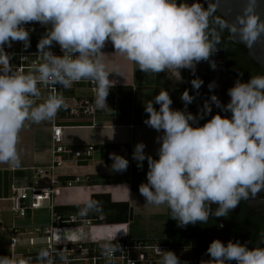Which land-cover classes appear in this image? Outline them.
I'll use <instances>...</instances> for the list:
<instances>
[{
    "label": "clouds",
    "instance_id": "clouds-1",
    "mask_svg": "<svg viewBox=\"0 0 264 264\" xmlns=\"http://www.w3.org/2000/svg\"><path fill=\"white\" fill-rule=\"evenodd\" d=\"M205 3L207 7L199 0L192 4L177 0H0V163L18 167L17 145L26 122L52 120L66 106L56 85L68 90L73 83L90 81L95 85V108L109 109L107 97L116 83L109 77H123L118 65L106 69L102 50L109 42L114 52L141 72H174L180 80V70L189 69L195 75L202 61L216 69L211 57L219 50L224 31L249 48L264 40L262 0H243L232 20L217 15L220 0ZM33 22L47 27L34 54L40 62L27 72L14 71L5 46L22 42L27 50L30 30L24 25ZM54 44L62 55L53 53ZM203 83L199 78L191 80L197 95ZM38 85L49 86L50 91L37 104ZM208 87L212 90L215 82ZM227 94L226 105L211 95L210 102L203 104V114L211 113L215 105L231 117L217 113L202 126H193L198 125L197 116L187 107L195 96L187 89L180 96L183 110L171 107L173 100L165 89L144 105V124L162 135L156 137L158 159L146 154L143 142L134 146L132 159L138 169L145 160L148 165L147 182L139 185V193L147 205H166L178 227L207 223L210 215L226 217L242 200L264 191V75H252L247 82L237 79ZM109 159L113 172L129 167L121 155L109 153ZM213 204L218 205L214 211ZM101 210L98 201L89 199L80 214ZM101 247L108 258L118 250L107 242ZM158 249L160 264H188L173 251ZM206 254L210 259L201 264H264V247L249 248L239 241L225 244L214 239ZM58 258L65 260L62 255ZM56 260V255L42 248L34 264H56ZM0 264H33V258L0 256Z\"/></svg>",
    "mask_w": 264,
    "mask_h": 264
},
{
    "label": "built area",
    "instance_id": "built-area-1",
    "mask_svg": "<svg viewBox=\"0 0 264 264\" xmlns=\"http://www.w3.org/2000/svg\"><path fill=\"white\" fill-rule=\"evenodd\" d=\"M24 27L30 30L31 46L27 50H24L22 42H13L11 48L5 46V51L12 56L11 64L14 71L27 72L33 63L40 62L34 54L37 52V43L47 31V27L36 22L24 25ZM51 50L56 55L63 54L59 45L54 44ZM73 86H84L91 94L95 93L94 83L87 80L73 83L71 87ZM56 87L63 94L66 91L59 85ZM38 88L46 94L45 99L50 91L49 86L38 85ZM35 99L38 100V98ZM70 101L65 97L66 106L60 110L74 115L79 113L93 114L89 101L74 98ZM62 130V126L52 122L50 128V160L47 165L38 166L34 169L36 176L32 181L29 182L27 177L16 175L17 166L5 163V166L0 168V171L4 170L10 173L8 192L7 194L0 193V224L2 223V212L9 213L12 218L11 225L8 227V249L4 255L3 252H0V256L32 257L34 263L36 254L42 248H47L57 256L56 264H160L159 247L161 250L175 252L181 262L201 264L199 256L195 254V242H191L180 250H174L169 245L159 241L131 238L128 235L126 223L106 224L103 222V215L85 217L80 214V211L63 215L58 213L55 210L54 199L59 189L72 187L81 183L83 179L77 175L73 178H59L55 173L56 167L62 163L63 156L87 157L95 149L93 145H85L82 149L65 146L62 142ZM45 174L49 176V179L47 183L40 184L37 177ZM87 178L84 180H88ZM41 208L48 209L47 224L17 225L13 222V219L25 218L29 212ZM102 226L118 229L108 237L100 234L82 237L76 235L77 231H82L84 228L95 230ZM121 226L123 228L119 230ZM106 242L118 249L111 258L106 257L102 252L101 246ZM23 247H27L28 251L17 253V249ZM60 255L65 257V260L61 261L58 258Z\"/></svg>",
    "mask_w": 264,
    "mask_h": 264
},
{
    "label": "crops",
    "instance_id": "crops-1",
    "mask_svg": "<svg viewBox=\"0 0 264 264\" xmlns=\"http://www.w3.org/2000/svg\"><path fill=\"white\" fill-rule=\"evenodd\" d=\"M115 78L117 79V76L111 77L110 79L114 80ZM177 83L173 82L171 87L177 86ZM124 86L134 89V86L131 84L116 82L109 91L107 97L109 109L106 110H98L95 108V93L91 94L86 87L73 86L66 90L63 95L69 101L72 98L89 101L93 109V114L86 115L79 113L78 115H74L59 110L56 117L48 123L43 122L42 127L26 130V132L22 134L24 145L22 149L18 151L20 165L17 167L18 171L16 174L21 177H27L30 182L34 179V176H36L34 174V169L38 166L47 165L50 160V128L54 121L57 125L63 127L62 142L65 146L73 149H82L85 145H93L95 148L87 157L75 158L72 155L62 157V163L55 169L56 175L64 179L73 178L77 175L83 180L81 183L72 187L59 189L54 199L56 207L83 205L90 199L91 194L107 193L112 201L128 202L132 213L135 211L143 213L147 210L152 215L165 214L167 211L166 205H161L159 207L147 205L145 204L144 197L139 193V188L134 189L133 186L130 187L133 179L132 166L130 165L135 162V160L132 159L134 146L138 142H143L146 145V154L151 155L154 159H158L157 150L160 145L156 142V137L162 135V133H158L145 124H137L135 115L130 114L126 115V117L123 116L120 119L118 118L116 107L118 103L117 98L119 97L117 94L121 95L119 89ZM117 87L118 90L116 89ZM136 90L137 89H134L135 93L137 92ZM39 129H42L41 133H39ZM152 136L155 137L154 140ZM39 139L42 141L44 140V142H40ZM109 153H116L128 159V169L122 173L113 172ZM4 166L5 163H0V168ZM86 177H88V180H84ZM9 179L10 173L1 170L0 186L4 194L8 192ZM48 179L49 176L46 174L37 177V181L40 184L47 183ZM63 191L64 200L60 201L59 197ZM27 217L28 220L33 219L34 221L30 224L45 225L48 222V209L41 208L31 211ZM105 226L95 230L84 228L82 231H77V234H75L78 237L97 234L108 237L113 235V233L116 232L115 230L118 229L116 227L111 228V226ZM122 226L119 230H122Z\"/></svg>",
    "mask_w": 264,
    "mask_h": 264
},
{
    "label": "flooded vegetation",
    "instance_id": "flooded-vegetation-1",
    "mask_svg": "<svg viewBox=\"0 0 264 264\" xmlns=\"http://www.w3.org/2000/svg\"><path fill=\"white\" fill-rule=\"evenodd\" d=\"M183 0H177V3H181ZM205 7L206 4H204ZM217 15H220L217 13ZM222 63L217 64L216 69L210 67L209 62L202 63V66L197 69L195 75L189 69L180 70L181 79L178 80V85L172 88H179L180 94L176 102L174 109H184V104L180 99L184 90H188L190 95L195 96L194 101L188 105L187 111L197 116L198 125L202 126L209 116L222 114H231L230 112H224L215 105H212V112L203 114V97L201 95V89L197 95L196 90L192 88L191 80L199 77L203 80V85H206L209 80V74L214 73L216 78L214 79L215 87L209 90V96L207 100L210 102L211 95L215 94L222 104L226 105L230 101L229 96H219L218 86L223 82L222 78L224 74H229L240 79L241 82H247L252 75H263L260 67L255 64L248 56L245 48L241 45H237L229 38V33L224 31L222 34V42L218 46ZM212 60H216L211 57ZM242 73V75H241ZM199 114V115H198ZM203 116V118H200ZM191 123V122H190ZM218 205H211L214 211ZM222 225V227H221ZM188 232L192 233L195 238L196 250L198 251L199 262L202 260L207 261L210 257L206 254L209 244L214 239L227 244L229 240L240 243H247L249 248L255 246L264 247V191H261L255 198L249 200H242L236 209L229 212L226 217H215L210 215L207 223L197 222L196 224H189L186 227ZM230 264H236L235 261Z\"/></svg>",
    "mask_w": 264,
    "mask_h": 264
},
{
    "label": "rangeland",
    "instance_id": "rangeland-1",
    "mask_svg": "<svg viewBox=\"0 0 264 264\" xmlns=\"http://www.w3.org/2000/svg\"><path fill=\"white\" fill-rule=\"evenodd\" d=\"M102 51L105 52L103 54V59L104 62L106 63V69L111 71L114 65H118L123 72V77L117 76V79L115 78L114 80L117 83L120 82L122 84H131L134 86V89H137L136 93L135 91L133 92L134 97H133V102L130 105L131 110L129 112H131L132 115L136 116L137 124H144V120L147 119V114L144 110V105L149 100H152L155 97V95L159 93L160 90L162 89L166 90L172 88L171 87L173 85L172 83L178 82V76L174 72H167V73L161 72L159 74L143 73L138 69V67L133 62L128 61L121 54L114 52V48L110 42L106 44L105 48ZM114 76L116 75L114 74L110 75L109 78ZM40 92L41 95L40 97H38L39 99L36 100L37 104L43 102L44 100L45 94L42 91ZM154 107L158 109L159 105L154 104ZM43 122L48 123L50 122V120L42 121L40 123H33L31 121L26 122L25 127L21 130L19 134V142L17 145L18 151L22 149L24 145L22 134H24L26 130H33L34 128L42 127ZM38 131L39 133H41L42 129H39ZM152 139L154 140L155 137H153ZM39 141L44 142V140L42 141L41 139H39ZM130 166H132V171H133L132 172L133 179H132V183L130 184V187L133 186L134 189L139 188L141 182L142 183L147 182L146 179V174L148 171L147 161L143 162L142 169H138L136 161L131 163ZM63 195H64V191L61 193V196L59 197L60 201L64 200ZM1 218H2V223L0 224V252H3L4 255V252L8 249V241H9L8 227L11 225L12 218L11 215L5 211L2 212ZM13 222L17 225H33L30 223H33L34 221L33 219L28 220V217H25L21 219H13ZM165 223L166 222L164 218L161 219V217H156V216L153 217V215L150 214L149 211L147 210L143 213H139L137 211L133 212L132 229L134 235L144 236L146 238H151L152 240L159 241L165 236V234H167V228ZM27 251H28L27 247L17 249V253H26Z\"/></svg>",
    "mask_w": 264,
    "mask_h": 264
},
{
    "label": "trees",
    "instance_id": "trees-1",
    "mask_svg": "<svg viewBox=\"0 0 264 264\" xmlns=\"http://www.w3.org/2000/svg\"><path fill=\"white\" fill-rule=\"evenodd\" d=\"M118 90V87L116 88ZM121 91V95L117 94L119 98L117 103V114L118 118L126 115H130L131 110L130 105L133 102V92L134 89L131 87H121L119 89ZM122 103V104H121ZM59 113V111H58ZM130 113V114H129ZM75 121V120H74ZM79 122V121H78ZM81 123V122H79ZM17 173V171H16ZM17 175V174H16ZM1 189V187H0ZM1 194H4L2 190H0ZM90 199L96 200L100 203L102 210L100 212H89L88 217H95L96 215H103V222L106 224H121L126 223L128 227V235L131 238H138L142 240H152L151 238H146L144 236H137L134 235L132 224H133V213L131 215V218H129V204L126 201H112L109 198V195L107 193H94L91 194ZM83 205H70V206H57L55 207V210L60 214H67L71 212H75L80 210ZM161 217L165 220V225L167 228V234L159 240V242L169 245L171 249L174 250H180L183 247L188 246L191 242H195V238L192 233L188 232L187 229L183 227L177 226V221L171 218V212L170 209L167 207V211L163 215H153V217ZM195 254L198 255V251L195 248Z\"/></svg>",
    "mask_w": 264,
    "mask_h": 264
},
{
    "label": "water",
    "instance_id": "water-1",
    "mask_svg": "<svg viewBox=\"0 0 264 264\" xmlns=\"http://www.w3.org/2000/svg\"><path fill=\"white\" fill-rule=\"evenodd\" d=\"M182 2L192 4L193 2H196V0H183ZM199 2L206 4L205 0H199ZM262 4H264V0H262ZM207 6V4H206ZM243 6V0H220V12L218 14H224L229 20L234 19L235 15L241 10ZM262 12H264V8L261 9ZM262 19H264V15H262ZM233 43L237 45H241L245 48L247 52V56L255 63L257 64L260 69L262 70V73L264 75V40H261L254 44L251 48L247 47L246 45L236 42L232 40ZM214 60L217 64L222 63V56L220 53V50L216 52L214 55ZM208 62V61H202L199 64H197V69H199L202 66V63ZM209 80L206 85L201 86V95L203 97V101L205 102L207 100V97L209 96V84L214 82V79L216 78V75L214 73L209 74ZM199 78V77H197ZM200 79V78H199ZM223 82L218 86V95L219 96H229L227 94L228 89L234 86V83L236 82L237 78L233 75L224 74V77L222 78ZM170 96L171 99L173 100L172 108H175L176 102L178 100L179 94H180V89L179 88H170L166 89ZM208 101V100H207ZM223 103V102H222ZM222 116H227L231 117V114H222ZM211 119V116H209V120ZM132 215V210L130 208L129 210V218H131ZM34 264V263H33Z\"/></svg>",
    "mask_w": 264,
    "mask_h": 264
}]
</instances>
